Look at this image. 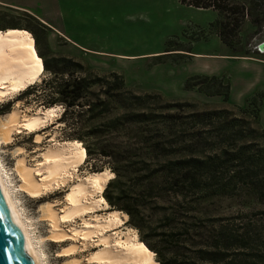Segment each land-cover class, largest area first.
Wrapping results in <instances>:
<instances>
[{
	"label": "rangeland",
	"instance_id": "obj_1",
	"mask_svg": "<svg viewBox=\"0 0 264 264\" xmlns=\"http://www.w3.org/2000/svg\"><path fill=\"white\" fill-rule=\"evenodd\" d=\"M0 1H2L0 30L13 27L29 31L33 35L35 47L42 52L38 55L42 58L44 67L45 63L48 65V69L42 71L41 78L36 83L50 75V70L59 71L64 74V78L71 73L78 75L90 73L92 77H101L117 72L123 76L125 84L135 92L142 95L148 92L157 93L162 97H149L147 98L149 103L157 105L170 101H189L194 103V108L203 109L221 106L223 96L206 95L197 87L185 89L184 83L189 76L208 74L230 77L236 69L237 72L248 70L247 66H238L236 60H218L215 59L218 56L211 53L228 52L264 58V54L256 49L258 43L264 40V0H230L243 3L252 9L253 16L263 18L255 25L251 22L250 16L245 17L233 48L225 45L217 36L216 25L210 26L212 21L218 19L216 10L197 8L188 4L176 7L174 0ZM150 1L153 3L150 4ZM54 25L64 34L55 30ZM68 32L92 50L73 46L64 37ZM230 79L232 80L231 77ZM110 80L113 81V78ZM256 87L262 88L261 85ZM27 89L28 87L0 99V122L4 121L8 112L13 109H18L21 113H32L39 108L59 105L63 112L64 106L60 101L51 104L49 96L46 95L48 91L44 93L38 87L29 91ZM248 90L239 93L234 89L233 100H237L238 104L243 103L245 100L243 95ZM231 92L230 88V94ZM257 94L262 100L260 123L264 128V90L260 89ZM57 95H52L53 99H58ZM230 103L235 105L233 102ZM245 105L244 103L239 106ZM62 112L36 131L17 129L8 141L1 142L0 167L8 180L21 217L27 222L43 264H65L74 257L80 260L79 264H91L88 263L87 257L98 249L95 241L84 247L81 240L71 237L55 240L49 236L51 226L49 221L42 216V207L47 203H51L58 211L62 209L65 194L72 181L39 194H30L18 186L20 180L14 169L17 158L25 156L27 163L33 165L37 162L40 151L50 143L64 140L81 141L87 155L74 177L77 175L85 177L91 171L106 168L111 171L118 169L125 175L122 177V183H113L108 189L105 188L103 192L105 198L107 190L113 197L120 195V190L125 193L131 192V195L137 194L152 179L151 174L159 173V169L166 161L175 160L186 153L115 151L107 153L109 155L106 156L104 153L95 152V149L106 145L109 149L117 145L122 146L127 138L125 130L114 132L99 128V131L91 133L82 141L73 138L74 129L68 125L66 117L61 118ZM37 134H41L40 142L36 141ZM52 137L54 140H50ZM87 145H91L94 152L89 153ZM113 172L116 176V172ZM39 177L41 176H37ZM114 177L109 182H113ZM155 183L156 181L152 182L151 186H155ZM195 196L198 197V192L193 196L188 194L187 197L165 194L163 198H154L150 193L144 192L135 199L140 203H147L145 211L133 216L112 206L105 198L108 208L91 214L107 215L109 210L115 209L126 213L128 218L125 224L116 231L124 232L128 227L134 228L139 238L166 252L184 250L190 241L200 245L203 232L219 224L241 223L264 235V202L259 203L246 194L234 197L215 196L192 201ZM85 217L90 218V214ZM72 223L80 226L82 220L77 217ZM68 224L63 223L64 229H69ZM176 225L183 226V230L173 233ZM74 241L78 244L77 249L74 252L64 251Z\"/></svg>",
	"mask_w": 264,
	"mask_h": 264
},
{
	"label": "trees",
	"instance_id": "obj_2",
	"mask_svg": "<svg viewBox=\"0 0 264 264\" xmlns=\"http://www.w3.org/2000/svg\"><path fill=\"white\" fill-rule=\"evenodd\" d=\"M180 2L216 10L218 19L210 26L216 25L215 33L230 48L234 47L245 17L250 16L255 25L263 20L258 15L253 16L252 9L243 3L230 0ZM34 50L42 54L35 42ZM47 66L43 63L42 71L48 69ZM50 72L40 83L35 81L36 84L28 86L27 91L38 87L44 93L49 92L46 95L51 104L57 100L63 104L61 118L68 119V125L74 129L73 138L84 141L99 128L114 132L125 130L127 138L122 146L109 149L106 145L95 152L106 156L115 151L186 153L166 161L159 173L153 172L152 179L135 195L120 190L121 194L113 197L107 190L105 198L112 206L131 216L141 213L147 203L135 198L144 192L154 198H163L165 194L187 197L198 192V197L192 201L246 194L259 203L264 202V128L260 123L262 100L257 93L247 99L245 106L232 105L230 82L224 75L195 74L185 80L184 88L197 87L206 95H221L223 105L203 109L194 108V103L189 101L155 105L147 98H162L159 94L135 92L117 72L101 77L71 73L66 78L57 70ZM54 94H58V99H53ZM87 149L89 153L94 152L91 145H87ZM113 171L116 176L106 189L113 183L123 182L125 175L118 169ZM154 181L155 186H151ZM182 230L183 226L176 225L172 231ZM203 233L200 245L190 241L184 250H171V253L140 239L145 242L154 264H264V235L244 224H219Z\"/></svg>",
	"mask_w": 264,
	"mask_h": 264
},
{
	"label": "bare ground",
	"instance_id": "obj_3",
	"mask_svg": "<svg viewBox=\"0 0 264 264\" xmlns=\"http://www.w3.org/2000/svg\"><path fill=\"white\" fill-rule=\"evenodd\" d=\"M262 42L264 40L258 44ZM42 66V58L34 50V38L29 31L13 27L0 30V99L25 90L40 79ZM60 111L59 105L39 108L32 113H21L18 109H13L8 112L4 121L0 122V143L8 141L17 129L29 132L38 130L40 126L55 119L62 112ZM40 140L41 134H37L36 141ZM50 140H54V137ZM37 157L38 160L33 165L27 163L25 156L17 158L14 169L20 180L19 188L30 194H39L72 181L60 211L54 209L51 203L42 207V216L51 225V238L59 241L71 237L81 240L84 247L95 241L98 249L87 257L88 263L91 264H154L150 251L134 228L128 227L124 232L116 231L125 224L128 218L126 213L115 209L109 210L107 215L91 214L108 208L103 192L115 174L106 168L91 171L85 177H74L77 168L86 158L81 141L64 140L50 143ZM0 192L17 223L32 264H43L41 254L28 230L27 222L21 217L1 167ZM87 214H90V218L85 217ZM77 217L82 220L80 226L72 223ZM63 223H69V229H64ZM111 230L115 231L110 232ZM77 247L78 244L74 241L64 251L74 252ZM79 262L80 260L74 257L65 264Z\"/></svg>",
	"mask_w": 264,
	"mask_h": 264
},
{
	"label": "crops",
	"instance_id": "obj_4",
	"mask_svg": "<svg viewBox=\"0 0 264 264\" xmlns=\"http://www.w3.org/2000/svg\"><path fill=\"white\" fill-rule=\"evenodd\" d=\"M2 2V1H0ZM5 3V2H3ZM153 3V1H150V4ZM174 4L176 7L182 6L183 3L180 2V0H174ZM173 6V3H171L170 7ZM183 6H186V4H183ZM192 6V5H190ZM169 9V8H167ZM54 29L61 31L63 33V31L56 25H54ZM68 31V29H67ZM64 34V33H63ZM64 37L70 41L71 44H73V46L76 47H80L84 50H92L91 48L89 49V46L85 43H83L82 41L77 40L73 34H70L69 32L66 33L64 35ZM212 55H216L218 57H216L215 59L218 60H236L237 61V65H242V66H247L248 70H245L244 72H236L231 75L230 77L232 78V80L230 79V77H226L229 81H230V87H231V94H230V98L229 101L233 102V104L235 103V105L238 104V102L233 100V92L234 89H236L239 93H241V91H245L250 89V91H246V93L243 95L245 97V100L243 103L238 104V105H243L244 103H247V99L252 96L253 94L257 93L258 91L264 90V58L261 57H257V56H250V55H244V56H240V55H236L233 53H211ZM214 73V72H213ZM219 74V73H217ZM234 80V81H233ZM256 85L258 86H262V88L256 87ZM238 86V87H237ZM242 87V88H240ZM254 88V91H252V89ZM259 88V89H258ZM258 89V91H257ZM254 92V93H253ZM251 93H253L251 95ZM216 96H220V95H216ZM241 97V96H240Z\"/></svg>",
	"mask_w": 264,
	"mask_h": 264
},
{
	"label": "water",
	"instance_id": "obj_5",
	"mask_svg": "<svg viewBox=\"0 0 264 264\" xmlns=\"http://www.w3.org/2000/svg\"><path fill=\"white\" fill-rule=\"evenodd\" d=\"M264 48V42L258 45ZM0 264H32L17 223L0 192Z\"/></svg>",
	"mask_w": 264,
	"mask_h": 264
},
{
	"label": "built area",
	"instance_id": "obj_6",
	"mask_svg": "<svg viewBox=\"0 0 264 264\" xmlns=\"http://www.w3.org/2000/svg\"><path fill=\"white\" fill-rule=\"evenodd\" d=\"M256 49L261 53L264 54V48H260L258 45L256 46Z\"/></svg>",
	"mask_w": 264,
	"mask_h": 264
}]
</instances>
